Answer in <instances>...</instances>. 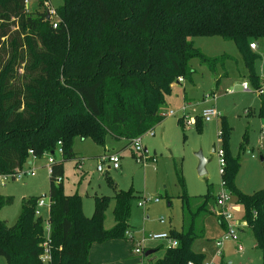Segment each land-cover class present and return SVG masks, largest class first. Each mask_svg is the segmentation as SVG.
<instances>
[{"label": "trees", "instance_id": "obj_1", "mask_svg": "<svg viewBox=\"0 0 264 264\" xmlns=\"http://www.w3.org/2000/svg\"><path fill=\"white\" fill-rule=\"evenodd\" d=\"M73 1L65 0L56 10L59 22L54 28L46 11L28 12L25 0H0V177L22 170L29 152L35 158L54 156L58 142L63 149L61 160L50 166V238L46 241L43 219L35 215L39 200H24L13 226L0 219V258L6 264H44L45 243L50 252L47 264H92L93 244L131 241L125 234L131 229L137 198L132 190L118 189L107 177L114 195L96 197L94 214L88 219L80 197L65 195L62 181L57 180L66 162L82 159L73 151L76 138L102 144L109 135L131 146L164 120L165 94L179 79L191 80L193 59L213 73L232 60L203 56L194 48L193 38L221 36L236 42L247 79L259 95L258 116L264 119V77L255 73L260 56L250 49L252 40L264 38V0H81L77 7ZM81 5L91 25L88 47H94L80 64L70 61L65 49L52 52L49 47L71 35L80 39L71 29L76 27L73 14ZM181 120L177 124L184 128ZM200 124L197 119L196 125ZM229 135L222 120L219 138L226 166L221 178L242 208L264 264V190L246 195L236 187L241 164L230 153ZM180 182L181 230L170 235L178 246L157 247L155 251L163 249L164 254L152 264L204 262L205 255L194 252L192 244L204 237L206 217L215 214V195L209 188L205 196L191 199L182 177ZM112 199L115 224L106 230L104 213ZM13 201L0 193V210Z\"/></svg>", "mask_w": 264, "mask_h": 264}, {"label": "rangeland", "instance_id": "obj_2", "mask_svg": "<svg viewBox=\"0 0 264 264\" xmlns=\"http://www.w3.org/2000/svg\"><path fill=\"white\" fill-rule=\"evenodd\" d=\"M44 2L45 5L40 0H28L26 9L30 13L45 12L47 8L58 10L64 6L65 0ZM80 2L81 0H74L73 6L77 7ZM87 14L82 5L73 14L72 21L76 27L73 26L74 29L71 30L77 35L80 34V39L70 34L67 40L64 38L55 41L49 47L52 52L65 49L64 54L69 56L70 61L82 63L89 49L94 47L93 44L88 47L87 35L91 25L87 22ZM192 40L194 48L203 56L209 59L228 56L232 60L227 61L224 67L219 65L215 73L207 65H202L198 58L191 61L194 70L191 80L174 82L165 94L162 113L173 111L174 115L165 116L159 125L141 137L143 155L134 154L133 144L128 146L126 140H115L109 135L104 137L102 144L92 138H76L73 151L82 159L79 162H66L60 178L65 195L80 197L82 213L88 219L94 214L96 197L111 198L114 195L107 177L118 189L132 190L137 198L133 202L130 219V225L134 228L129 229L128 237L133 239L134 245L148 234L179 232L183 216L181 177L185 191L191 199L205 196L209 188L214 194L219 191L222 184L219 163V151L222 150L219 132L222 120L226 121L230 131V153L232 157L239 158L241 164L236 187L246 195L264 190V119L258 116L259 95L247 79V70L238 45L221 36H199ZM252 41L256 45L254 53L260 56L255 64V73L264 77V38ZM234 59L237 60L236 63L233 62ZM225 73H228L227 76ZM243 82L248 83L249 91L242 89ZM100 99L103 101L102 95ZM206 109H213L216 113L211 122L203 121L201 116ZM179 119H182L184 128L178 126ZM197 119L201 121L199 127L196 125ZM214 147L216 153L212 152ZM200 152L209 161L203 176L198 173ZM110 155L119 156L120 168L112 169L109 160H106L103 163L104 171L99 173L97 166L101 164V158ZM49 156L51 155L45 154L36 159L29 157L22 172L35 170L34 176L24 175L20 179H8L6 183L0 178V193L14 199L11 206L0 210V219L8 226L17 222L23 201L30 198L44 200L46 206L40 212L43 222L47 220ZM51 157H55L57 162L61 160V155L56 152ZM156 199L159 202H155ZM139 203L143 205L139 206ZM234 207L238 210L231 212L234 218L231 224L234 226L236 239L226 242L221 254H218L215 241L225 233V227L218 219L215 209V214L205 219L204 237L196 239L192 249L205 255V263L262 264L261 253L255 249L254 237L244 222L243 210L235 203ZM113 210L112 199L104 213L103 228L106 230L115 224ZM162 219L165 224H161ZM161 244L160 241L143 243L156 248ZM134 245L125 240L95 243L90 250L89 261L92 264H136L139 258L133 254ZM237 246H242L243 252L238 251ZM163 254L164 250L161 249L154 256L161 258ZM0 264H6L4 258H0Z\"/></svg>", "mask_w": 264, "mask_h": 264}, {"label": "built area", "instance_id": "obj_3", "mask_svg": "<svg viewBox=\"0 0 264 264\" xmlns=\"http://www.w3.org/2000/svg\"><path fill=\"white\" fill-rule=\"evenodd\" d=\"M28 3V0H25V4ZM46 13L47 16L49 17V19L53 20V27L57 28L58 27V20L59 17L57 15V11L51 8H47L46 9ZM250 49L251 50H255L256 49V45L253 43L250 45ZM180 82H182V79H179ZM242 89L244 91H249V86L247 82H243L242 83ZM262 93V91H261ZM174 115L173 111H170L166 114H163V116H172ZM203 121L205 122H211L214 117L216 116V113L213 109H206L202 112L201 114ZM186 117V116H184ZM193 119L190 120V124L193 123L192 121ZM133 147H134V154H142L143 152V148H142V144H141V137L140 138H136L132 141ZM217 152V151H216ZM56 153H58L59 155L62 156L63 154V149H62V144L61 142H58L57 145V149H56ZM30 156L35 158L33 156L32 152H29ZM143 157V156H141ZM219 157H220V173L221 176L224 174L225 172V160L223 159V152L222 150L219 151ZM36 159V158H35ZM106 160H109L110 164H111V168L114 170H117L120 168V158L117 155H110L109 157H102L101 158V164H98L97 166V171L99 173H102L104 171V167H103V163H105ZM56 162V159L54 157L49 156L48 158V164H49V168L52 164H54ZM79 168L81 169V166H79ZM51 172V170H50ZM24 175L27 176H34L35 175V170L32 171H28V172H22V170H19L16 174L14 175H6V176H1L0 178L2 179L3 183H6L8 179H20L22 178ZM57 182H61V179L59 178L57 180ZM155 202H159V200H155ZM234 198L233 195L231 194V192L229 190L226 189L225 187V183L222 181L221 187L219 189V191L215 194V207H214V212L215 209L217 210V216L218 218L221 220V223H223L224 227H225V233L222 235V237L218 240L215 241V246L219 249L218 254H221V249L223 247V245L226 242L232 241L236 239V232L234 230V226L231 224V222H234V218L232 215V211H237L238 208L234 207ZM50 201H49V208H50ZM236 204V203H235ZM143 203H139V206H142ZM237 205V204H236ZM46 204L44 202V200H39L37 202L36 208H35V215L36 217H41L42 218V214L40 212V209L45 207ZM238 206V205H237ZM161 224H165L164 220L162 219ZM44 225V229H45V238L46 241L49 240L50 238V226L48 221H44L43 222ZM129 235V231L126 232L125 236L127 238H129L133 244L134 241L131 237H128ZM145 241H160L161 243H165V245L167 247H177L178 246V242L176 241V239L172 238L170 236V234L168 233H158V234H148L141 242H139L138 244L134 245L133 247V254L136 255L137 257H139L141 260L139 261V264H144V257H146V251L148 249V246L143 245V243ZM44 255L41 258V261L44 264H47L50 261V252H49V247L47 245V243L44 244ZM238 251L243 252V247L242 246H237ZM143 259V261H142ZM190 264H194V263H190ZM202 264H214V263H205L203 262Z\"/></svg>", "mask_w": 264, "mask_h": 264}, {"label": "water", "instance_id": "obj_4", "mask_svg": "<svg viewBox=\"0 0 264 264\" xmlns=\"http://www.w3.org/2000/svg\"><path fill=\"white\" fill-rule=\"evenodd\" d=\"M47 19L49 20V17H48V16H47ZM177 83H179V82H177ZM212 152H213V153L216 152L215 147L213 148V151H212ZM198 157H199L198 173H199V175L203 176V175L206 174V165H207V163H208L209 161L206 160V159L203 157V155L201 154V152L198 154ZM152 252H154V251H152ZM150 253H151V252H147L145 256L148 257V256L150 255Z\"/></svg>", "mask_w": 264, "mask_h": 264}, {"label": "crops", "instance_id": "obj_5", "mask_svg": "<svg viewBox=\"0 0 264 264\" xmlns=\"http://www.w3.org/2000/svg\"><path fill=\"white\" fill-rule=\"evenodd\" d=\"M256 50V49H255ZM255 50H252L253 52H255ZM180 83V82H179ZM215 195V194H214ZM222 225H223V223H221ZM224 226V225H223ZM134 227L133 226H131V229H133ZM180 230H181V227H180ZM179 230V231H180ZM162 233H166V232H162ZM242 233V232H241ZM170 235H172V231H170V233H169ZM243 234V233H242ZM111 242V241H110ZM161 245H165V243H162ZM155 249H156V247H152V246H148V249H147V251H146V253L147 252H151L150 253V255H153V256H151L150 258L148 257H144V263H146V264H152V261H154V259H157L158 257H155L154 256V254L156 253V251H155ZM238 250V249H237ZM152 251H154V252H152ZM136 256V255H135ZM137 257V256H136ZM137 258H139V257H137ZM139 260H141L140 258L139 259H137V263L136 264H139Z\"/></svg>", "mask_w": 264, "mask_h": 264}]
</instances>
